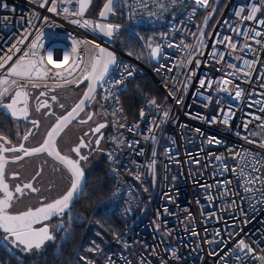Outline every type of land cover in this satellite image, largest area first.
I'll return each mask as SVG.
<instances>
[{
  "label": "built area",
  "instance_id": "built-area-1",
  "mask_svg": "<svg viewBox=\"0 0 264 264\" xmlns=\"http://www.w3.org/2000/svg\"><path fill=\"white\" fill-rule=\"evenodd\" d=\"M43 2L0 0V59L12 57L0 79L31 53L38 34L35 51L50 76L73 61L83 68L95 46L104 45L95 28L101 21L89 16L93 0L83 16L75 15L79 0H55L56 12L48 10L53 0ZM253 7L260 9L255 18L244 19ZM117 14L105 24L118 25L137 50L122 51L120 34L113 38L115 63L89 105L103 107L110 124L101 160L113 190L102 206L125 228L88 264L101 251V264H264V0H208V7L196 0H128ZM84 20L90 25L82 26ZM146 76L162 98L146 97L128 120L123 97ZM241 239L251 252L237 246ZM0 247L24 264L10 245Z\"/></svg>",
  "mask_w": 264,
  "mask_h": 264
},
{
  "label": "snow or ice",
  "instance_id": "snow-or-ice-1",
  "mask_svg": "<svg viewBox=\"0 0 264 264\" xmlns=\"http://www.w3.org/2000/svg\"><path fill=\"white\" fill-rule=\"evenodd\" d=\"M89 3L90 0H79V11L75 12V15L83 16ZM46 4L47 0H44L40 7H44ZM112 4L113 0H107L104 5V10L100 13L101 18L106 19L107 13L112 12ZM196 4L201 7H208V0H196ZM48 10L51 12L57 11L55 0H53L52 6ZM259 10L260 9L253 7L249 15L244 17V19H254L256 13ZM63 11L67 13L68 9L65 8ZM73 23L79 24L80 21H73ZM259 23L264 25V20H260ZM89 25L90 21H83L82 26L87 27ZM95 28L99 29L104 33V35L108 37H112L114 32L119 31V26L113 24L97 23ZM256 35H260V33L257 32ZM24 39H26V37ZM24 39H21L19 43H23ZM40 39L41 37L38 34L35 40L31 42V53L24 52L23 57L20 58L19 61L7 71L6 77L0 79V85L4 86L3 89L0 90V106L7 109L13 117H18L20 114H22L24 118H27L29 92L26 89L29 87H40V84L37 83V81H45L46 78L51 79L60 77L61 79L65 80L66 83L75 82L79 84L85 80H87L89 83L88 91L84 94V98L81 99L79 103L75 105V107H73L67 116H64L63 118H57L56 125L50 132H48L47 139H45L39 147L28 149L25 148L23 144H21L18 148L12 147L10 149H4L0 147V151L22 152L23 155L15 157L16 160L23 159L24 156H31L41 152H47L49 155L54 154L55 158L63 163L71 174L70 186L59 198L44 206L38 207L35 210L28 208L25 211L13 213L9 210L13 208L14 201L19 200L21 196L27 194L25 192L26 189L29 192H37L39 189L34 187L31 182L24 183L22 186L18 184L14 187V189H10L8 183L5 180V165L7 160L0 156V193L3 194L2 198H0V233L3 234V240L0 241V243L21 248V250L24 252H32L33 249L40 250L46 241L54 239L53 234L49 231L48 225H44L40 228H35L34 225L42 224L43 221L50 220L53 216H62V214H64L67 210H70L71 202L81 187V181L84 173L80 167L79 160H87V156L80 154V148L85 147L86 145L84 144L83 140H81L79 146L71 149V151L75 152L79 157V160H73L66 155H61V153L56 150L54 135H59V132L63 131V128L71 122L69 119L70 117L73 119L75 118L73 115L74 113L78 115V110L83 111L85 102L93 99L90 93L95 92V85L103 81L106 73L108 72L109 65L115 63V57L111 52H106L105 49L100 48L99 45H96L95 47L98 49V54L94 57H91L83 68H80L79 64L73 61L72 65L64 70V73H54L52 76H50V70L45 66V59L43 57H38V53L35 51L38 49V47H40ZM228 40V37H224V41ZM233 48H235V44H233ZM16 51H19V49L17 48ZM158 52L159 49L154 48L152 50V55L155 56ZM11 59L12 57L10 55L0 59V68H4L7 62L11 61ZM64 60L67 61L68 57L65 56ZM47 62H53L51 52H49L47 55ZM77 69H79L78 76L74 75L77 72ZM65 73L67 74V77H73V80H68L65 76ZM129 75H131V73H129ZM245 75H247V73H245ZM11 77H15V79H9ZM201 83L203 84V81ZM225 83H230V81H225ZM44 86L47 87V84ZM56 86L59 87L60 85L58 84ZM10 89L12 92L11 101L9 103H3V97L9 94ZM240 94L241 93L239 91L236 93L238 97ZM40 95H45V93L42 92ZM52 100L55 101L56 97L53 96ZM153 103H155V101H153ZM21 104L23 107H17ZM41 106L49 107L47 102H43ZM62 106L63 105H61V107ZM37 111H39V107L37 108ZM141 115L143 116V112ZM165 115H167V113H165ZM91 118L92 117L89 116V119ZM223 122L227 124V118H225ZM32 123L33 125L38 124V122L35 120H33ZM105 126V124H100L94 129V131L99 132L100 129L104 128ZM245 129H247L246 125ZM28 135H30V133L26 134L23 139L27 140ZM4 139L5 138L3 136H0V140ZM208 142H215L217 144L220 143L218 140H209ZM98 143L99 140L97 141V144ZM249 143H252V141H249ZM261 147H264V145H261ZM217 159H221V157L218 156ZM37 175H39V173H37ZM257 179L259 178L257 177ZM246 190L250 191V189ZM58 230H64V225L61 224ZM237 246L242 251L244 249H247L249 252L252 251V249L247 244H245L243 239L238 242Z\"/></svg>",
  "mask_w": 264,
  "mask_h": 264
},
{
  "label": "flooded vegetation",
  "instance_id": "flooded-vegetation-1",
  "mask_svg": "<svg viewBox=\"0 0 264 264\" xmlns=\"http://www.w3.org/2000/svg\"><path fill=\"white\" fill-rule=\"evenodd\" d=\"M76 84L63 87H29L27 89L29 92L27 118H24L22 114L15 118L8 110L0 109V136L5 138L0 140V147L4 149L18 148L21 144L28 149L39 147L46 139L50 128L57 123V118H62L70 112L82 97L85 85L75 88ZM42 92L45 95H40ZM11 95L12 92L5 96L2 102L8 103ZM53 96L56 97L55 101L52 100ZM43 102H47L49 107H42ZM61 105L63 106L61 107ZM17 107H23V105L21 104ZM38 107L39 111H37ZM5 112L10 114L5 115ZM89 116L92 118L89 119ZM19 117L23 118L18 119ZM33 120L37 121L38 124L33 125ZM100 124H105L106 126L101 128L99 132H95L94 129ZM109 127L106 110L99 105L91 106L88 104L86 109L75 118L57 139L56 150L61 155H66L73 160H79V157L71 149L79 146L81 140H83L86 146L80 148V154L87 156V160H79V164L86 176V181L79 198L73 203L70 210L62 214L61 218L53 216L50 220L35 226V228H40L48 225L55 239L54 243H46L41 248V251L56 244L68 229L67 227L76 210L75 205L83 194L88 178L93 173V168H96V165L100 162L99 160H101V153L109 136ZM29 133L28 139L24 140L23 137ZM98 140L99 143L97 144ZM22 155V152L0 151V156L7 160L5 180L10 189H14L18 184L22 186L27 182H31L34 187L39 189L37 192H29L26 189L25 192L27 194L14 201L13 208L9 210L13 213L25 211L28 208L35 210L53 202L64 194L70 186V172L48 153L41 152L30 157L24 156L20 160L15 159V157ZM2 196L3 194L0 193V198ZM61 224L64 225V230H58ZM35 252L40 251L33 249L31 253Z\"/></svg>",
  "mask_w": 264,
  "mask_h": 264
},
{
  "label": "trees",
  "instance_id": "trees-1",
  "mask_svg": "<svg viewBox=\"0 0 264 264\" xmlns=\"http://www.w3.org/2000/svg\"><path fill=\"white\" fill-rule=\"evenodd\" d=\"M105 1L93 0L89 16L96 17ZM117 12L122 13L123 10ZM116 46L125 52L133 53L137 50L136 41L124 33L119 35ZM146 97L158 100L162 98L161 92L148 76L133 82L123 97L124 116L128 120H134L138 116ZM99 161L75 205L74 216L66 230L67 237L60 238L58 243L40 253L25 256L24 264H88L95 259L98 251L108 240L123 231L125 223L119 219L116 212L102 206L103 201L113 190V184L107 178L103 159ZM100 253L95 260L96 264H101L105 255L104 251ZM0 264L20 263L0 247Z\"/></svg>",
  "mask_w": 264,
  "mask_h": 264
},
{
  "label": "water",
  "instance_id": "water-1",
  "mask_svg": "<svg viewBox=\"0 0 264 264\" xmlns=\"http://www.w3.org/2000/svg\"><path fill=\"white\" fill-rule=\"evenodd\" d=\"M107 2V0L104 2V4L102 5V7H101V9L99 10V12H98V15H97V17H98V19L101 21V23H99V24H105V22H108L109 20H110V18H111V16H116V15H118L117 14V11H120V10H123L124 8H126L127 6H128V0H113V4H112V12H110V13H107V18L106 19H103V18H101V16H100V13H101V11H103L104 10V5H105V3ZM121 14H119V17L121 18ZM97 31H98V33L101 35V37L103 38V42H104V45L103 46H101L100 48H103V49H105L106 50V52H111L112 53V50H111V48L112 47H114L115 46V43H114V37H116V36H118L119 34H120V30L118 31V32H114V34H113V36L112 37H108V36H106V35H104V33L103 32H101L99 29H97ZM98 54V49H96V51L94 52V54H93V56L92 57H94V56H96ZM111 65V64H110ZM110 65H109V68H110ZM109 68H108V70H109ZM88 81L87 80H85V81H83V82H81V83H79V84H76L75 85V88H79V87H81V86H83V85H85V90H84V92H83V94H82V97L80 98V100L81 99H83L84 98V94L88 91ZM99 84L100 83H98V84H96L95 85V92H93V93H90V95L92 96V97H94V95H95V93H96V91H97V88H98V86H99ZM27 90V89H26ZM79 100V101H80ZM92 100V99H91ZM91 100L90 101H86L85 102V105L83 106V110H85L86 109V107L88 106V104L91 102ZM10 101H11V99H10ZM9 101V102H10ZM79 101L77 102V104L79 103ZM8 102V103H9ZM75 107V106H74ZM0 109H5V108H3L2 106H0ZM5 110H7V109H5ZM71 112V111H70ZM82 111H79L78 110V115L77 114H73L74 116H75V118L77 117V116H79V114L81 113ZM69 113V112H68ZM68 113L65 115V116H67L68 115ZM5 115H8V114H10V113H8V112H5L4 113ZM15 118H17V117H15ZM23 117H19L18 119H22ZM63 118V117H62ZM75 118L73 119V118H69L70 119V123H68L67 124V126L66 127H64L63 128V131H61V132H59V135H54V140H55V148H56V141H57V139L59 138V136L64 132V130L75 120ZM56 124H54V126H55ZM53 126V127H54ZM52 127V128H53ZM52 128H50V130L48 131V132H50L51 130H52ZM48 134V133H47ZM46 139H47V136H46ZM47 153V152H46ZM38 154V153H37ZM31 156H33V155H31ZM54 160H56L57 162H59L60 164H62L63 166H65L63 163H61L58 159H56L55 158V155L53 154V155H50ZM27 157H30V156H27ZM66 167V166H65ZM67 168V167H66ZM85 181H86V176L85 175H83V178H82V181H81V187H80V189L78 190V193H77V195L74 197V199H73V201L71 202V206L73 205V203L79 198V196H80V194H81V191H82V189H83V187H84V185H85ZM58 217H60L61 218V216H58ZM44 222V221H43ZM37 225H41V224H36V225H34V227L35 226H37ZM50 231V230H49ZM0 234H2V233H0ZM3 235V234H2ZM48 242H50V243H54L55 242V239H53V240H49V241H46L45 243H44V245L46 244V243H48ZM44 245L42 246V247H44ZM12 247V246H11ZM14 250H16L20 255H22V256H28V255H30V254H32L31 252H24V251H22L21 250V248H18V247H12ZM42 249H40V250H37V251H40V252H42L41 251ZM40 252H38V253H40Z\"/></svg>",
  "mask_w": 264,
  "mask_h": 264
},
{
  "label": "rangeland",
  "instance_id": "rangeland-1",
  "mask_svg": "<svg viewBox=\"0 0 264 264\" xmlns=\"http://www.w3.org/2000/svg\"><path fill=\"white\" fill-rule=\"evenodd\" d=\"M95 104V102H93L91 105H94ZM107 113V112H106ZM99 159V158H98ZM67 234H68V232L67 231H65V233H64V235H63V237H62V239H64L65 237H67ZM58 243V242H57ZM4 250V249H3ZM5 251V250H4ZM9 255V254H8Z\"/></svg>",
  "mask_w": 264,
  "mask_h": 264
}]
</instances>
